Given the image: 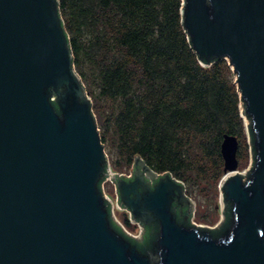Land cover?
<instances>
[{"label": "water", "instance_id": "1", "mask_svg": "<svg viewBox=\"0 0 264 264\" xmlns=\"http://www.w3.org/2000/svg\"><path fill=\"white\" fill-rule=\"evenodd\" d=\"M180 13L199 61H228L249 121L245 173L236 137L220 147L212 228L228 207L229 222L219 234L189 225L182 183L139 156L111 172L58 0H0V264H264V0H182ZM107 178L139 225L126 235L157 226L144 249L112 225Z\"/></svg>", "mask_w": 264, "mask_h": 264}, {"label": "trees", "instance_id": "2", "mask_svg": "<svg viewBox=\"0 0 264 264\" xmlns=\"http://www.w3.org/2000/svg\"><path fill=\"white\" fill-rule=\"evenodd\" d=\"M181 6L182 0H58L73 66L113 169L129 170L139 156L181 182L188 196L212 205L223 175L224 135L236 137L237 161L248 157L243 102L225 58L199 61ZM247 127L253 164L249 121ZM229 219L228 207L210 230L219 234ZM112 225L141 249L157 232L156 225L144 227L138 241Z\"/></svg>", "mask_w": 264, "mask_h": 264}, {"label": "rangeland", "instance_id": "3", "mask_svg": "<svg viewBox=\"0 0 264 264\" xmlns=\"http://www.w3.org/2000/svg\"><path fill=\"white\" fill-rule=\"evenodd\" d=\"M239 107H240V113H241L242 108L240 104H239ZM242 117H243V122L245 126L244 128H245V133H246V145L248 146V150H247L248 157L247 158L242 157V159L238 161L237 170L241 173H245L251 165V159H250V149H249L250 142H249V138L247 135V125H246L247 122L244 116ZM107 159H108L111 172H116L118 174L128 173V171L131 169V167H129V170L123 169L121 170L122 172L115 171L113 167L111 166L110 158L108 155H107ZM104 188L108 193H110L109 195L112 194L113 187H112V184L109 182V180L105 181ZM189 197L192 199V203H193V213H192L193 222L203 227H207V228H212L213 226H215L220 220V216H221V207L219 203V192H218L217 197L214 199L212 205H209L203 201L200 202L197 199H195V197L193 196H189ZM116 215L118 216V219H121L120 216H122V213L116 212Z\"/></svg>", "mask_w": 264, "mask_h": 264}, {"label": "built area", "instance_id": "4", "mask_svg": "<svg viewBox=\"0 0 264 264\" xmlns=\"http://www.w3.org/2000/svg\"><path fill=\"white\" fill-rule=\"evenodd\" d=\"M131 170H132V166H131V169L128 171V173H120V175H124V176L128 175L131 173ZM107 180H109V182L112 184V187H113L111 195H109L110 193H108L104 188L105 181H107ZM105 181L102 183V191H103L104 195L106 196V198L110 202L111 216L118 223V225L122 228V230H124L126 233L138 236L139 235V225L136 221L131 220L130 211L126 208H119L117 205L116 186H115L114 182L111 181L109 178H107ZM116 212L117 213H124L128 219L129 224L133 225V228L128 227L126 224H124V222L121 219H118ZM191 221H193L192 218H191Z\"/></svg>", "mask_w": 264, "mask_h": 264}]
</instances>
